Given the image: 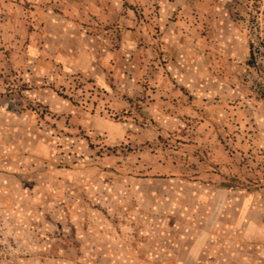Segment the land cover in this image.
<instances>
[{"label":"rangeland","instance_id":"obj_1","mask_svg":"<svg viewBox=\"0 0 264 264\" xmlns=\"http://www.w3.org/2000/svg\"><path fill=\"white\" fill-rule=\"evenodd\" d=\"M0 264H264V0H0Z\"/></svg>","mask_w":264,"mask_h":264},{"label":"crops","instance_id":"obj_2","mask_svg":"<svg viewBox=\"0 0 264 264\" xmlns=\"http://www.w3.org/2000/svg\"><path fill=\"white\" fill-rule=\"evenodd\" d=\"M201 65L204 63L205 64V61H204V57L202 58L201 62H199ZM204 66V65H202Z\"/></svg>","mask_w":264,"mask_h":264}]
</instances>
